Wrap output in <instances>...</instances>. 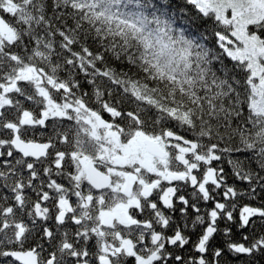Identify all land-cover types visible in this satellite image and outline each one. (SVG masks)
I'll return each mask as SVG.
<instances>
[{
	"label": "snow or ice",
	"instance_id": "obj_1",
	"mask_svg": "<svg viewBox=\"0 0 264 264\" xmlns=\"http://www.w3.org/2000/svg\"><path fill=\"white\" fill-rule=\"evenodd\" d=\"M0 264H264V0H0Z\"/></svg>",
	"mask_w": 264,
	"mask_h": 264
},
{
	"label": "trees",
	"instance_id": "obj_2",
	"mask_svg": "<svg viewBox=\"0 0 264 264\" xmlns=\"http://www.w3.org/2000/svg\"><path fill=\"white\" fill-rule=\"evenodd\" d=\"M180 6V0H176V7L179 8Z\"/></svg>",
	"mask_w": 264,
	"mask_h": 264
}]
</instances>
